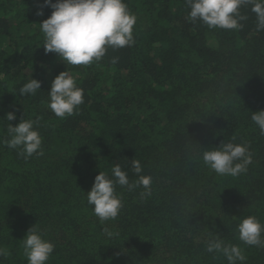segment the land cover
I'll list each match as a JSON object with an SVG mask.
<instances>
[{
	"label": "trees",
	"instance_id": "trees-1",
	"mask_svg": "<svg viewBox=\"0 0 264 264\" xmlns=\"http://www.w3.org/2000/svg\"><path fill=\"white\" fill-rule=\"evenodd\" d=\"M43 3L0 0V140L7 124L38 119L44 152L25 160L0 143V248L9 253L0 264H28L22 240L33 226L55 246L47 264H228L206 251L212 235L239 246L243 264H264V247L237 232L249 215L264 224V135L251 120L264 110V31L251 5L240 9L242 29L224 30L191 21L185 0H124L136 16L135 44L73 66L45 53L39 24L52 9L38 16ZM64 71L84 103L61 119L48 91ZM31 78L41 90L21 96ZM9 112L16 120H5ZM234 135L252 163L220 176L202 154ZM134 158L152 177L151 195L117 185L123 207L102 224L86 194L117 164L136 180Z\"/></svg>",
	"mask_w": 264,
	"mask_h": 264
},
{
	"label": "clouds",
	"instance_id": "clouds-1",
	"mask_svg": "<svg viewBox=\"0 0 264 264\" xmlns=\"http://www.w3.org/2000/svg\"><path fill=\"white\" fill-rule=\"evenodd\" d=\"M189 19L202 21L209 28L240 30L247 19L240 9L251 5L256 15V30L264 31V0H185ZM52 9L48 19L40 23L44 34L45 53H56L67 65L88 66L100 61L109 48L113 50L131 47L135 44L133 29L136 16L132 14L124 0H44L38 4L37 15L42 16L43 8ZM118 62L113 58L111 63ZM41 90V82L31 78L20 89L19 94L36 95ZM48 107L57 118L72 116L84 103V90L77 85L76 79L68 71L59 73L52 81L48 91ZM251 120L264 135V110L251 112ZM6 121L16 120L14 113L9 112ZM39 120L21 119L16 126L7 124L8 139L0 140L8 148L19 149L18 155L25 160L34 154L44 155L42 137L36 130ZM235 135L219 147H212L202 154L204 164L220 176H238L247 172L252 163V154L243 144L233 143ZM131 168L137 179L130 181L128 173L120 165L111 169L112 176L100 171L95 176L91 190L86 194L87 204L93 214L103 224L115 220L123 207L122 199L116 193V186L133 191L142 187L141 198L151 195L152 177L141 175L142 166L139 160L131 161ZM102 231L109 237L119 235L108 228ZM239 240L248 246L264 247V224L255 216H246L237 225ZM23 254L28 264H47L54 252V245L44 239L43 234L31 227L22 240ZM206 251L222 253L228 264H243L246 257L239 246L226 243L219 235H212L208 240ZM6 249L0 248V256L7 257Z\"/></svg>",
	"mask_w": 264,
	"mask_h": 264
}]
</instances>
